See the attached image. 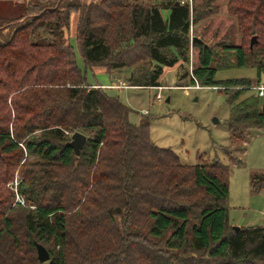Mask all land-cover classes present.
Masks as SVG:
<instances>
[{
    "label": "trees",
    "instance_id": "16d2710c",
    "mask_svg": "<svg viewBox=\"0 0 264 264\" xmlns=\"http://www.w3.org/2000/svg\"><path fill=\"white\" fill-rule=\"evenodd\" d=\"M210 1L192 15L182 0H27L0 24L19 23L0 41V264H264V226L229 224L230 165L182 163L151 139L150 120L131 122L127 104L88 82L71 42L39 31L61 32L76 12L88 66L142 63L130 84L158 86L165 66L189 60L191 22ZM228 11L242 41L211 47L196 35L191 85L242 87L228 97L227 121L242 142L247 129L264 127V95L237 102L254 82L217 72L236 65L264 75V0H229ZM76 131L88 137L78 157ZM16 171L20 208L7 187ZM252 184L264 188V172ZM37 242L50 260L38 259Z\"/></svg>",
    "mask_w": 264,
    "mask_h": 264
},
{
    "label": "rangeland",
    "instance_id": "374dc122",
    "mask_svg": "<svg viewBox=\"0 0 264 264\" xmlns=\"http://www.w3.org/2000/svg\"><path fill=\"white\" fill-rule=\"evenodd\" d=\"M81 1L88 3L103 0ZM228 2L229 0H211L204 10L205 16L199 21L191 22L189 60L187 62L179 60L172 66H165L159 77L158 86L130 84V75L133 72L137 74L144 66L142 63L114 69L111 72L103 67L88 66L81 55L76 38L79 22V14L76 12L71 14L68 26L61 32L53 34L47 28H40L39 31L54 36L58 34L63 40L71 42L76 49L79 67L88 82L94 85H109L104 86L108 88L106 91L118 96L130 107L131 122L140 124L144 118L150 120L151 139L162 147L174 150L182 163L195 165L222 162L230 165L228 180L230 193L226 200L229 224L240 227L264 226V188L257 190L252 184L253 176L264 172V127L249 128L245 141L238 142L239 137H235L237 142H233L227 125L230 119L228 97L242 87H229L227 93V89H220L217 86H202L198 82L191 85L192 70L199 64V49L192 42L193 35H198L211 47H217L218 44L227 41L235 43L242 41V35L238 32V21L229 14ZM26 3L27 0H0V24L8 18L18 17ZM201 7H205L204 0H193L190 7L192 15L193 9L201 10ZM163 12L167 13V10ZM24 21L26 18L22 22ZM18 24L13 22L0 27V41L10 36ZM214 50L219 54H225L220 47ZM234 77H249L254 82L237 102L251 93L256 94L255 82L258 79H262L261 84H264V75L258 77L254 67L238 68L233 65L230 69L217 72L218 79ZM167 97H170L169 102L166 101ZM31 160L35 161L36 158L32 157ZM20 180L21 175L16 171L14 178L7 183V187L14 195L13 206L16 208L27 206L24 196L19 191Z\"/></svg>",
    "mask_w": 264,
    "mask_h": 264
},
{
    "label": "water",
    "instance_id": "95a60500",
    "mask_svg": "<svg viewBox=\"0 0 264 264\" xmlns=\"http://www.w3.org/2000/svg\"><path fill=\"white\" fill-rule=\"evenodd\" d=\"M257 41V37L254 36L252 37L251 39V47L254 45V43ZM192 42L193 43H203V41L197 37V36H194L192 38ZM167 102L170 101V97H167L166 99ZM216 122H218V119H216ZM87 135L83 132H80V131H76L72 134V139L70 141V145L74 148V151H75V154L76 156H80L81 153H82V149L84 148L86 142H87ZM233 228L236 230V231H239L240 230V226H233ZM37 253H38V259L41 261V262H46L48 260H50V257H51V254L49 252V250L47 249V247L42 244V243H39L37 242Z\"/></svg>",
    "mask_w": 264,
    "mask_h": 264
},
{
    "label": "built area",
    "instance_id": "2783aa9c",
    "mask_svg": "<svg viewBox=\"0 0 264 264\" xmlns=\"http://www.w3.org/2000/svg\"><path fill=\"white\" fill-rule=\"evenodd\" d=\"M182 2H188L190 4V7H192L193 5V0H182ZM256 93L259 95V96H263L264 95V84H257V87H256ZM162 96L159 97V99H161Z\"/></svg>",
    "mask_w": 264,
    "mask_h": 264
},
{
    "label": "crops",
    "instance_id": "0c3cea01",
    "mask_svg": "<svg viewBox=\"0 0 264 264\" xmlns=\"http://www.w3.org/2000/svg\"><path fill=\"white\" fill-rule=\"evenodd\" d=\"M94 85V84H93ZM103 86H109V85H103Z\"/></svg>",
    "mask_w": 264,
    "mask_h": 264
}]
</instances>
